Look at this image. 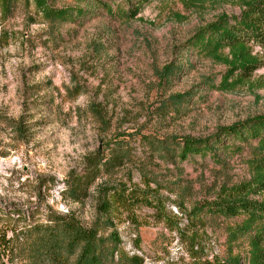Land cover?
Returning <instances> with one entry per match:
<instances>
[{"label":"rangeland","instance_id":"obj_1","mask_svg":"<svg viewBox=\"0 0 264 264\" xmlns=\"http://www.w3.org/2000/svg\"><path fill=\"white\" fill-rule=\"evenodd\" d=\"M236 2L207 1L191 9L153 2L126 22L98 12L80 23L49 25L20 5L9 18L0 16V214L14 220L15 212L34 213L31 220H36L37 211H70L88 226L94 216L92 199L71 204L59 192L69 172L116 136L132 135L130 152L137 166L124 167L119 176L131 170L139 183L137 168H147L150 178L184 194L188 205L211 201L220 186L248 179L243 157L226 159L223 167L195 158L181 164L179 172L148 159L140 144L141 137L206 138L219 128L264 115V66L234 92H218L203 83L219 84L224 67L183 47L199 28L222 15H237ZM254 53L264 63V49ZM167 66H180V73L162 81ZM183 94L186 103L174 107L172 98ZM92 106L104 126L92 117ZM170 210L175 213L173 206ZM151 214L141 209L139 215L149 225L137 234L128 224L117 226L122 248L142 256L144 264L185 260L175 236L154 225ZM208 234L210 255L222 254L220 225ZM136 235L139 250L132 245ZM2 262L8 264L5 258Z\"/></svg>","mask_w":264,"mask_h":264},{"label":"trees","instance_id":"obj_2","mask_svg":"<svg viewBox=\"0 0 264 264\" xmlns=\"http://www.w3.org/2000/svg\"><path fill=\"white\" fill-rule=\"evenodd\" d=\"M207 1L220 5L227 0H0V16L9 18L20 5L27 12L32 8L33 15L49 25L80 23L98 12L126 22L135 20L153 2L163 6L179 3L191 9ZM236 1L237 15L218 17L183 45L198 59L224 67L219 84L203 83L223 93L234 92L264 66L254 53L257 48L264 49V0ZM180 69L167 66L160 79L169 81ZM185 98V94L174 96L172 105L181 106ZM89 110L104 126L99 111L93 106ZM131 140L132 135L112 137L101 150L85 157L80 169L64 178L59 192L62 201L81 204L92 199L94 216L88 226L70 211H37L36 220H31L34 213L26 217L15 212L14 220L0 214V263L5 258L8 264H144L142 256L122 248L117 226L128 224L137 234L140 227L149 225L139 215L145 208L152 211L154 225L175 236L185 256V260L161 264H264V115L219 128L206 138H140L148 159L171 165L179 172L181 164L195 158L202 164L208 159L212 165L223 167L226 159L243 157L248 179L220 186L211 201L188 205L184 194L150 178L144 167L136 170L139 183L133 181L131 170L119 176L124 167H137L130 152ZM214 225H220L223 231L224 251L210 255L208 230ZM160 237L166 238L164 233ZM140 242L136 235L132 242L136 250Z\"/></svg>","mask_w":264,"mask_h":264}]
</instances>
